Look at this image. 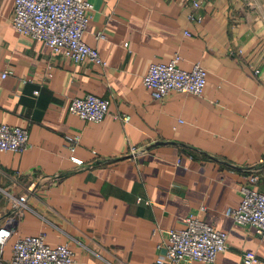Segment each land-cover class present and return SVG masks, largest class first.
<instances>
[{
  "label": "crops",
  "instance_id": "1",
  "mask_svg": "<svg viewBox=\"0 0 264 264\" xmlns=\"http://www.w3.org/2000/svg\"><path fill=\"white\" fill-rule=\"evenodd\" d=\"M89 1L83 39L104 65L16 32L14 0H0V125L29 133L26 150H0V225L20 204L4 257L45 233L74 264H156L168 231L194 215L226 232L228 249L183 264H244L246 252L264 264V234L225 214L264 165V0ZM176 53L183 69L207 70L205 89L155 99L144 76ZM87 94L110 100L102 121L69 110ZM76 134L83 165L65 143ZM255 186L264 193V173Z\"/></svg>",
  "mask_w": 264,
  "mask_h": 264
},
{
  "label": "built area",
  "instance_id": "2",
  "mask_svg": "<svg viewBox=\"0 0 264 264\" xmlns=\"http://www.w3.org/2000/svg\"><path fill=\"white\" fill-rule=\"evenodd\" d=\"M194 5L199 6L200 3L195 2ZM93 8V3L89 0H14L12 24L16 32L45 42L53 52L74 62L90 59L104 65L99 50L83 39ZM191 18L202 20L201 15H191ZM187 34L190 35L189 32ZM96 38L105 39L106 34L101 31ZM181 59V55L176 53L169 62L150 65L143 82L155 99H164L173 91L197 96L203 93L207 83V70L200 63H195L192 69H183L180 66ZM109 105V99L87 94L72 99L69 110L84 120L100 122L108 113ZM118 119L127 122L130 116L119 115ZM80 141L81 135L77 134L65 138L66 147L72 154ZM28 147L27 129L7 123L0 125L1 151L22 152ZM133 150L135 152L136 149ZM71 159L79 165L84 163L74 154ZM253 169L254 172L240 189V205L228 207L225 214L236 223L253 227L258 234H264V193L255 186L264 173V165ZM19 205H15L13 212L0 225V264H74V250L68 244L49 245L45 233L18 238L13 243L11 257H4L6 246L16 229ZM163 246L166 251L156 259V264H183L195 260L213 263L219 253L228 249L227 233L189 215L185 218L183 227L168 231ZM243 260L244 264L259 262V258L252 252L244 253Z\"/></svg>",
  "mask_w": 264,
  "mask_h": 264
},
{
  "label": "rangeland",
  "instance_id": "3",
  "mask_svg": "<svg viewBox=\"0 0 264 264\" xmlns=\"http://www.w3.org/2000/svg\"><path fill=\"white\" fill-rule=\"evenodd\" d=\"M4 222V221H3Z\"/></svg>",
  "mask_w": 264,
  "mask_h": 264
}]
</instances>
